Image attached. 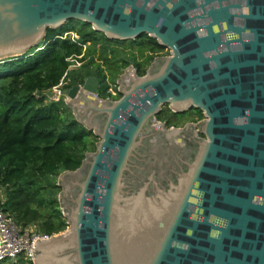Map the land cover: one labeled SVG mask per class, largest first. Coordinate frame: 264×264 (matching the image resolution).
Returning <instances> with one entry per match:
<instances>
[{
	"label": "water",
	"instance_id": "1",
	"mask_svg": "<svg viewBox=\"0 0 264 264\" xmlns=\"http://www.w3.org/2000/svg\"><path fill=\"white\" fill-rule=\"evenodd\" d=\"M68 19L114 40L147 34L168 55L142 76L125 68L116 100L99 96L94 76L67 90L98 140L58 175L69 230L37 240L34 264H264V0H0V60ZM164 104L200 110L184 128L203 138L175 182L126 191L146 125L182 130L156 119Z\"/></svg>",
	"mask_w": 264,
	"mask_h": 264
},
{
	"label": "trees",
	"instance_id": "2",
	"mask_svg": "<svg viewBox=\"0 0 264 264\" xmlns=\"http://www.w3.org/2000/svg\"><path fill=\"white\" fill-rule=\"evenodd\" d=\"M165 54L168 50L147 34L114 40L87 22L68 19L47 28L43 39L21 56L0 60V190L5 197L0 206L19 226L34 225L47 234L67 227L58 201L61 187L48 179L77 169L98 140L63 99L47 100L46 93L60 81L67 92L94 76L99 96L110 98L107 89L116 88L125 68L132 65L142 76L155 57ZM75 63L78 66L72 67ZM194 110L197 118H203L200 110ZM172 114L177 121L167 120V126L186 116ZM19 260L0 264H21Z\"/></svg>",
	"mask_w": 264,
	"mask_h": 264
},
{
	"label": "flooded vegetation",
	"instance_id": "3",
	"mask_svg": "<svg viewBox=\"0 0 264 264\" xmlns=\"http://www.w3.org/2000/svg\"><path fill=\"white\" fill-rule=\"evenodd\" d=\"M161 111L162 109L158 114ZM183 113L189 115L184 118L188 120L182 125L181 132L176 135L166 131L155 133L152 124L146 125V128L141 132V145L130 157V171H125L124 189L126 191L136 192L140 185L147 184L145 194L151 195L155 192L156 187L166 188L169 181L175 182L179 172L186 170V163L192 161L198 147V141L203 136L200 133L195 134L192 127L184 128V126L186 124L195 125L203 118H197L193 108ZM191 119L195 122L190 121ZM162 122L167 129L171 127L180 128L167 126L165 121ZM151 179L155 181V184ZM227 224V221H222L224 229H227Z\"/></svg>",
	"mask_w": 264,
	"mask_h": 264
},
{
	"label": "built area",
	"instance_id": "4",
	"mask_svg": "<svg viewBox=\"0 0 264 264\" xmlns=\"http://www.w3.org/2000/svg\"><path fill=\"white\" fill-rule=\"evenodd\" d=\"M109 87L107 93L112 96L113 93ZM52 94L48 97V94ZM47 100L59 101L67 98L66 91L62 88V82L53 86L48 93H46ZM21 227L14 218L3 211L0 206V262L15 261L21 257L27 259L28 264H34L32 249L37 240H48L57 234H47L40 232L37 228Z\"/></svg>",
	"mask_w": 264,
	"mask_h": 264
},
{
	"label": "rangeland",
	"instance_id": "5",
	"mask_svg": "<svg viewBox=\"0 0 264 264\" xmlns=\"http://www.w3.org/2000/svg\"><path fill=\"white\" fill-rule=\"evenodd\" d=\"M168 54H165V55H163V56H158V57H165V56H167ZM155 58H157V57H155ZM154 58V59H155ZM154 62V60L151 62V63H153ZM151 63L147 66V70L149 69V67L151 66ZM76 66H78V63H75V66H72V67H76ZM130 66H132V65H130ZM133 67V66H132ZM103 89H104V84H102L101 85V87H100V91L102 92L103 91ZM111 91L113 92V93H115L116 95H117V93H118V90H119V83H117L116 84V88L115 87H113V86H111ZM98 93H99V90L97 91ZM51 93L50 94H48V97H51ZM113 96V97H110V98H108V99H111V100H116V99H118L119 98V96ZM102 97V96H101ZM103 98V97H102ZM68 99L66 98L65 99V101H67ZM161 109H162V111L160 112L161 114H159L160 115V122H162V121H167V120H171L172 122H175V121H177V119H176V117H174V115L172 114V112H171V110H170V108H169V106L167 105V104H164V105H162V107H161ZM186 116H189L188 114L186 115ZM186 116H184V117H182L183 118V120L182 121H180L179 120V122L177 123V125H175V126H178V127H180V126H182V125H184V123L188 120V119H184ZM190 121H192V122H195L193 119H191ZM163 123V122H162ZM49 181H51L52 183L54 182H57V177H51L50 179H48ZM5 197H4V193H3V191L2 190H0V201H3V199H4ZM61 210H62V208H61ZM62 213H63V211H62ZM28 227H30V226H28ZM31 228H36V226H32ZM38 229H40V227H38ZM67 230H69V227L67 226L63 231H61V232H59V233H56V234H63V233H65ZM20 263L21 264H28V261H27V259H25V258H23V257H21L20 258Z\"/></svg>",
	"mask_w": 264,
	"mask_h": 264
}]
</instances>
